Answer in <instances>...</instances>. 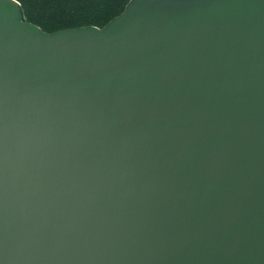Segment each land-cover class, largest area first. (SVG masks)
Returning a JSON list of instances; mask_svg holds the SVG:
<instances>
[{
  "label": "water",
  "instance_id": "1",
  "mask_svg": "<svg viewBox=\"0 0 264 264\" xmlns=\"http://www.w3.org/2000/svg\"><path fill=\"white\" fill-rule=\"evenodd\" d=\"M0 264H264V0H0Z\"/></svg>",
  "mask_w": 264,
  "mask_h": 264
},
{
  "label": "trees",
  "instance_id": "2",
  "mask_svg": "<svg viewBox=\"0 0 264 264\" xmlns=\"http://www.w3.org/2000/svg\"><path fill=\"white\" fill-rule=\"evenodd\" d=\"M27 22L47 33L94 26L103 28L129 0H16Z\"/></svg>",
  "mask_w": 264,
  "mask_h": 264
}]
</instances>
